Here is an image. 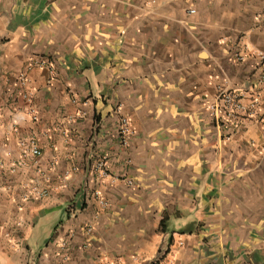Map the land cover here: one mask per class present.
Here are the masks:
<instances>
[{
    "label": "crops",
    "instance_id": "obj_1",
    "mask_svg": "<svg viewBox=\"0 0 264 264\" xmlns=\"http://www.w3.org/2000/svg\"><path fill=\"white\" fill-rule=\"evenodd\" d=\"M259 53L264 0H0V264H264Z\"/></svg>",
    "mask_w": 264,
    "mask_h": 264
},
{
    "label": "built area",
    "instance_id": "obj_2",
    "mask_svg": "<svg viewBox=\"0 0 264 264\" xmlns=\"http://www.w3.org/2000/svg\"><path fill=\"white\" fill-rule=\"evenodd\" d=\"M191 10L190 13H194ZM257 58L262 62L263 74L259 80V91L255 87L246 89H234L232 87H219L218 92L211 103L210 111L212 113L215 126L221 133L223 138L229 139L228 132L235 129L244 121L256 117L258 109L264 101V53L257 54ZM41 66H47L51 75H55L53 63L46 61L39 63ZM118 133L120 135L122 145L129 144V140L133 134V128L130 121L126 117H122L119 121ZM23 157H39L42 151L36 139L30 138L20 142ZM93 160L92 158L90 161ZM109 157L105 154L101 155L98 161L90 167L101 178H109L108 168ZM132 185V181H128Z\"/></svg>",
    "mask_w": 264,
    "mask_h": 264
}]
</instances>
